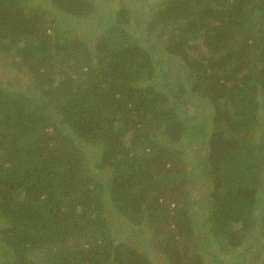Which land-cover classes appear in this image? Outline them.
<instances>
[{"label": "trees", "instance_id": "16d2710c", "mask_svg": "<svg viewBox=\"0 0 264 264\" xmlns=\"http://www.w3.org/2000/svg\"><path fill=\"white\" fill-rule=\"evenodd\" d=\"M34 1L0 0V264H158L146 230L264 264V0Z\"/></svg>", "mask_w": 264, "mask_h": 264}, {"label": "rangeland", "instance_id": "374dc122", "mask_svg": "<svg viewBox=\"0 0 264 264\" xmlns=\"http://www.w3.org/2000/svg\"><path fill=\"white\" fill-rule=\"evenodd\" d=\"M103 1L104 0L99 1L98 5L99 6L102 5ZM42 2L44 4L52 6L51 0H42ZM119 2H124L125 4L128 5V0H120ZM129 2L131 3L132 0H129ZM34 4L39 5L41 3H40V1L36 0V1H34ZM134 6H136V5H134ZM108 11H110V10H108ZM137 12L141 15V14H145L143 12H147V11L144 7L139 6L137 8ZM62 27H63L64 32H65V34L63 32V35L68 36V38L72 41L75 40L76 38H80L81 37L80 35H83V32L81 34V31L83 29L81 27V23L76 22L74 19H68L67 18L66 24H64V26L62 25ZM79 31H80V33H79ZM63 35H61V36L64 39ZM200 50H201V53H205L206 55L209 54V52L205 48H201ZM8 63L9 62H8L6 57L5 58H4V56L0 57V82H1L3 88L10 90L13 88V86L16 85L17 80L19 81V79L22 78L24 81L25 80L27 81L28 78H25V76H23V73L17 71L16 68L8 67V65H7ZM22 79H20V80H22ZM201 107H203L202 102L198 106H196V105H195V107L192 106L191 109H192V111H195L196 113H198L201 111ZM201 188L204 190L207 189V187L204 185H201ZM117 238L123 240V242L129 243L133 247L134 246L139 247V249L143 252V254L148 255V257L152 258L153 260H156V262L158 264H165L162 257H160V255H159V257L157 256V254L159 252L158 245L154 244L152 242L150 234L147 230L142 233L141 237H136V236H133V234H131V233L125 232L123 235H121L120 237H117ZM139 240L144 241V243L141 246L139 244V242H140ZM149 249H152L151 253H150Z\"/></svg>", "mask_w": 264, "mask_h": 264}]
</instances>
